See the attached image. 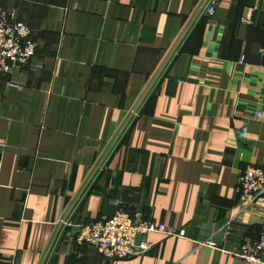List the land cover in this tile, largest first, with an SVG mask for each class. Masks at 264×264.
<instances>
[{"label":"crops","instance_id":"0c3cea01","mask_svg":"<svg viewBox=\"0 0 264 264\" xmlns=\"http://www.w3.org/2000/svg\"><path fill=\"white\" fill-rule=\"evenodd\" d=\"M137 117L51 264H242L264 196L242 209L239 171L264 168V0H218ZM209 0H0L37 42L0 76V264H46L58 237ZM262 115L261 121L254 114ZM119 211L175 228L140 257L76 246ZM65 223V224H64ZM213 239L218 248L198 246ZM264 259V256H263Z\"/></svg>","mask_w":264,"mask_h":264},{"label":"built area","instance_id":"2783aa9c","mask_svg":"<svg viewBox=\"0 0 264 264\" xmlns=\"http://www.w3.org/2000/svg\"><path fill=\"white\" fill-rule=\"evenodd\" d=\"M206 16L213 23L218 0H209ZM37 42L32 30L19 21L14 13L0 8V76L12 75L23 69H40L35 65ZM255 120L261 121L262 115L255 113ZM237 194L242 209L249 210L264 196V168L247 166L239 171ZM65 224V223H64ZM159 234L180 238L181 232L175 228L155 223L140 215H130L119 211L103 221L80 224L76 228L74 244L95 250L103 260L119 261L143 256L149 250L147 237ZM201 247L217 249L213 239L197 244ZM264 221L253 243L242 244L233 255L242 264H264Z\"/></svg>","mask_w":264,"mask_h":264},{"label":"water","instance_id":"95a60500","mask_svg":"<svg viewBox=\"0 0 264 264\" xmlns=\"http://www.w3.org/2000/svg\"><path fill=\"white\" fill-rule=\"evenodd\" d=\"M210 4L211 3H208V5L206 6V8L204 9L203 13L201 14V16L199 17V19L197 20L196 24L193 26L192 30L190 31V33L188 34V36L186 37V39L184 40V42L182 43V45L180 46V48L178 49V51L176 52L175 56L172 58L171 62L168 64L167 68L164 70L163 74L161 75V77L159 78V80L157 81V83L155 84V86L153 87V89L151 90L150 94L148 95V97L146 98L145 102L143 103V105L139 109L138 113L136 114V116L134 117V119L132 120V122L130 123V125L128 126L127 130L125 131V133L123 134V136L121 137V139L119 140V142L117 143V145L115 146L114 150L110 154V156L107 159V161L105 162L104 166L102 167V169L100 170V172L97 174V176L95 177V179L93 180V182L89 186L88 190L84 194L83 198L80 200V202L78 203V205L76 206V208L72 212L71 216L69 217V219L67 220L66 224L64 225V227H63V229H62V231H61V233H60V235L58 237V240H57V242H56V244H55V246H54V248H53V250L51 252V255H50V257H49V259H48V261H47L46 264H51V262L53 260V257H54V255H55V253L57 251V248H58L61 240L63 239V237H64L67 229L71 225V223H72L75 215L77 214V212L81 208L83 202L85 201V199L87 198V196L89 195V193L93 189L94 185L96 184V182L100 178L102 172L107 167V165L109 164L110 160L112 159V157L114 156V154L117 152V150L119 149V147L123 143L124 139L126 138L127 134L129 133L130 129L134 125L137 117L142 114L144 108L146 107V105L150 101L151 97L154 95L155 91L157 90V88L159 87V85L161 84V82L163 81V79L165 78V76L167 75V72L169 71V69L173 65L174 61L177 59L178 55L182 52V50L184 49L186 43L188 42V40L190 39V37L192 36V34L194 33V31L198 27V25L205 18L206 11H207L208 7L210 6Z\"/></svg>","mask_w":264,"mask_h":264}]
</instances>
